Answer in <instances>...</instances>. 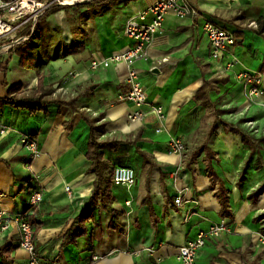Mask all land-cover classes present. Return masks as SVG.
Instances as JSON below:
<instances>
[{
	"label": "crops",
	"instance_id": "1",
	"mask_svg": "<svg viewBox=\"0 0 264 264\" xmlns=\"http://www.w3.org/2000/svg\"><path fill=\"white\" fill-rule=\"evenodd\" d=\"M156 1L117 2L99 8L97 17L87 16L81 30L70 27L65 11L49 17L50 35L36 38L40 60L51 58L44 65L22 67L15 52L18 46L0 53V98L5 96V84L22 85L24 95L37 89L42 78V86L54 90L50 99H74L79 111L50 104L48 112L32 113L0 104V126L8 130L0 135V212L23 214L32 191L43 192L44 202L32 212L38 223L35 245L42 260L51 264H181L176 259L178 248L221 222L228 223L232 232L209 239L198 264H264V245L258 241L262 228L256 219L264 210V145H256L264 137V108L255 105L249 110L259 130L255 139L229 129L222 120L235 110L242 115L247 112L239 73H261L264 89V34L258 33V24L264 21V0H187L200 17L180 19L168 13L164 34L153 41L148 59L135 64L147 90V105L141 109L147 116L142 123L131 124L128 116L136 107L120 100L129 91L127 66L92 70L90 64L93 58H108L132 47L124 34L127 20ZM203 17L236 35L237 43L223 61L211 57ZM28 29L31 26L20 36H28ZM226 62L235 65L227 70ZM70 72L80 76L63 85ZM61 89L72 95L60 94ZM229 105L234 107L230 112L225 110ZM150 106L162 108L166 120L160 122ZM256 111L262 113L260 118ZM82 113L100 118L98 124L105 126L101 141L140 138L135 147L146 153L148 163L142 162L134 146L126 155L124 151L107 153L117 165L131 168L135 158L130 151L141 158L138 184L131 193L113 188L114 208L122 213L125 233L109 229L110 215L96 211L86 225L87 235L62 248L65 234L87 209L96 181V175L88 172L90 127ZM29 136L38 144L35 157L21 143ZM173 139L184 142L183 156L168 151ZM221 189L228 216L222 215ZM178 194L185 199L181 207L175 204ZM19 243L17 224L0 231V247L13 246L9 264H28ZM0 264H4L1 256Z\"/></svg>",
	"mask_w": 264,
	"mask_h": 264
},
{
	"label": "built area",
	"instance_id": "2",
	"mask_svg": "<svg viewBox=\"0 0 264 264\" xmlns=\"http://www.w3.org/2000/svg\"><path fill=\"white\" fill-rule=\"evenodd\" d=\"M66 2L67 0H0V53H9L13 48L29 40L36 23L44 13L55 4L66 6ZM170 12L180 19L200 17L198 10L187 0H158L146 11L127 20L124 34L133 42L132 47L108 58H93L91 60L90 68L92 70L107 69L112 64H125L127 66L128 74L125 83L129 86V91L120 100L136 107V110L128 116L131 124L142 123L147 116V113L141 110L143 106L147 105V90L141 83L135 64L148 59V51L153 41L164 34L165 18ZM149 17L151 19L148 21ZM202 19H204L203 30L210 43L211 57L216 61H223L235 47L236 35L208 18L203 17ZM252 25L255 27L256 23ZM29 26H31L30 34L25 37L20 36ZM234 65V62H226V69L230 70ZM79 76V73L70 72L64 83L71 82ZM237 79L243 87V94L246 98L245 110L249 111L253 105L264 108L263 75L259 72L245 70L237 75ZM61 91L67 93L64 89ZM150 113L154 114L160 122L166 120V115L160 107L150 106ZM251 124L255 128L256 125L253 122ZM7 132L5 127L0 126V135H5ZM256 132L259 130L256 129ZM21 143L32 157L39 154L36 140L25 137ZM167 147L172 154L183 156L186 153V146L180 139L170 140ZM175 177L178 180L177 174ZM113 180L114 186L125 188L128 193H131L138 184L137 173L131 167H117L114 170ZM66 192L70 193L71 188L66 187ZM43 202V192L41 190L33 192L29 200L31 207L36 208ZM130 203V201L127 202V205ZM184 203V196L178 194L175 198V204L181 207ZM186 219L188 222V215ZM12 223L18 226L19 246L28 256V264H51L43 261L37 250L35 245L36 225L28 219V215H12L8 212H0L1 232L7 231ZM231 232L232 229L228 223H213L207 230L200 231L195 239L178 248L176 259L181 264H198L199 254L209 239L219 238L221 235ZM258 241L264 244L262 237H259Z\"/></svg>",
	"mask_w": 264,
	"mask_h": 264
},
{
	"label": "trees",
	"instance_id": "3",
	"mask_svg": "<svg viewBox=\"0 0 264 264\" xmlns=\"http://www.w3.org/2000/svg\"><path fill=\"white\" fill-rule=\"evenodd\" d=\"M64 1V0H61ZM138 0H85L83 2L77 3L70 6H61L55 4L53 7L48 9L44 15L36 23L33 33L30 36V39L19 45L15 52L20 58V64L22 67H37L44 65L45 61H49L51 58L48 57L47 60H40L41 51L39 50L38 44L36 43V38L41 36L42 38L50 35V30L47 26V20L49 17L65 11L68 15L70 9L78 10L80 17H97V10L103 8H108L110 5L121 2L125 5L136 2ZM258 33L264 34V21H260L258 24ZM30 30H27L29 34ZM6 93L5 96L0 98V104L6 105L15 109L28 110L32 113L36 112H48V106L50 104H56L60 107L68 106L73 112H78L76 106V100L72 99L70 101L54 100L50 99L53 95L54 90L51 88L45 89L42 84L37 89L31 90L27 96L22 93V85L8 86L5 84ZM82 118L90 127V137L88 142V150L86 153L87 160L91 163L90 168L88 169L89 173L96 175V181L94 184V189L92 191L89 204L87 209L78 216L71 229L65 234L62 248H65L68 245L76 244L78 239L85 237L87 235V223L92 221L95 218L96 211H106L110 215V221L108 228L119 233L124 234L125 228L120 222L122 213L114 208L115 197L113 194L114 180L113 174L114 170L117 167H130L117 165L107 157V153H118L124 151V154H129L128 151L132 146H136L140 138H136L133 142H121V141H101V137L105 134V126L99 125L98 122L100 118L90 119L84 113L81 114ZM213 131H216V126H214ZM236 132V131H234ZM238 132V131H237ZM236 132V133H237ZM32 140H35L33 136H29ZM245 138V142H246ZM206 149V148H205ZM135 152L142 158L143 163H148L147 155L144 152H141L138 147H135ZM136 171V170H135ZM166 176L163 174L162 178ZM211 177L215 179V174L211 173ZM39 191L35 189L33 192ZM224 190L221 189L219 193V199L222 203L223 210L222 215H230L228 210V202L225 198ZM30 195V197H31ZM35 208L31 207L30 203L28 204L27 210L23 213L28 215V219L38 226V223L32 216V212ZM13 250V246H8L6 248L0 247V256L4 261V264H9L10 253Z\"/></svg>",
	"mask_w": 264,
	"mask_h": 264
},
{
	"label": "rangeland",
	"instance_id": "4",
	"mask_svg": "<svg viewBox=\"0 0 264 264\" xmlns=\"http://www.w3.org/2000/svg\"><path fill=\"white\" fill-rule=\"evenodd\" d=\"M83 1H85V0H77L76 1V3H74V5L75 4H77V3H80V2H83ZM66 5V4H65ZM71 5H73V4H71ZM62 6V5H61ZM66 6H70V5H66ZM65 13H67V12H65ZM68 17H69V19H67V21L70 23V27H76V29L77 30H81V26H83L84 24H86L87 22H88V19H87V16L86 17H80V15L78 14V10L76 11V10H73V9H70L69 11H68ZM68 75V74H67ZM67 78V76H65L64 78H63V85H68L70 82H68V83H64V81H65V79ZM79 78V77H78ZM39 82L42 84V78H40L39 79ZM50 89H51V87H50ZM68 90V89H67ZM29 94V93H28ZM28 94H24L25 96H27ZM60 94H64L65 96H71L72 95V93H70V92H67V93H60ZM59 97V96H58ZM61 98V97H60ZM254 106V105H253ZM252 106V107H253ZM251 107V108H252ZM229 109H225V110H229L228 112H230L231 110H233V105L231 106V105H229V107H228ZM237 109V108H236ZM256 114V115H255ZM261 112L259 111H256L255 113H254V115L255 116H259V118H260V116H261ZM253 116V113H252V111H247L245 114H239L238 113V111H234L232 114H228L226 117H224L222 120L224 121V122H226V126L229 128V129H239V130H241V132H245V133H247V134H250L251 136H253V138L255 139V138H257L258 136H257V132H256V129H258L257 128V125L255 126V128H253L252 127V119H251V117ZM264 124V123H263ZM259 139H261V142L260 143H258V144H256V145H259V144H261V145H264V137H260ZM131 152V155H133L134 156V158H135V161H133V163H130L131 164V166H133V168L136 170V172H137V174H138V165H139V163L141 162V158L139 157H137L136 156V154H135V152H134V150H131L130 151ZM129 153V152H128ZM258 194H260V190H258V192L256 193V195H258ZM256 219H257V221L260 223V226H261V228H262V231H261V234H260V237H262L263 238V240H264V210L262 211V212H260L257 216H256ZM262 244V243H261ZM264 245V244H263Z\"/></svg>",
	"mask_w": 264,
	"mask_h": 264
},
{
	"label": "bare ground",
	"instance_id": "5",
	"mask_svg": "<svg viewBox=\"0 0 264 264\" xmlns=\"http://www.w3.org/2000/svg\"><path fill=\"white\" fill-rule=\"evenodd\" d=\"M76 1H77V0H67V2H66L65 4H66V5H71V4L74 5V3H76Z\"/></svg>",
	"mask_w": 264,
	"mask_h": 264
},
{
	"label": "water",
	"instance_id": "6",
	"mask_svg": "<svg viewBox=\"0 0 264 264\" xmlns=\"http://www.w3.org/2000/svg\"><path fill=\"white\" fill-rule=\"evenodd\" d=\"M92 90L94 89V87L93 88H91Z\"/></svg>",
	"mask_w": 264,
	"mask_h": 264
}]
</instances>
